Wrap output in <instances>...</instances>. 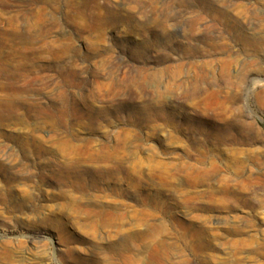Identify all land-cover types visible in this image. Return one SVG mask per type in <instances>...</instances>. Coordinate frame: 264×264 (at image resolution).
<instances>
[{
    "label": "rangeland",
    "instance_id": "374dc122",
    "mask_svg": "<svg viewBox=\"0 0 264 264\" xmlns=\"http://www.w3.org/2000/svg\"><path fill=\"white\" fill-rule=\"evenodd\" d=\"M1 60L27 92L11 103L26 121L0 125V155L18 150L10 136L52 155L31 157L45 169L15 164L14 179L0 168V264H121L117 248L148 238L169 244L149 264H264V0H0ZM62 75L68 122L39 125L61 107ZM104 145L122 169L90 159ZM73 160L80 178L56 182ZM180 161L208 173L186 185ZM70 198L128 205L121 229L147 236L94 229L62 210Z\"/></svg>",
    "mask_w": 264,
    "mask_h": 264
},
{
    "label": "bare ground",
    "instance_id": "6f19581e",
    "mask_svg": "<svg viewBox=\"0 0 264 264\" xmlns=\"http://www.w3.org/2000/svg\"><path fill=\"white\" fill-rule=\"evenodd\" d=\"M0 62H2V60ZM5 71L6 70H4L3 68H0V79L8 80V82L7 81L4 82L5 80L4 81L3 80L0 81V89H1V92L3 93L2 95H0V125H4V123L10 122V121H16V122H19V123H23L24 119L22 118L21 115H19V113H17L15 111V109L13 108L11 103L19 101L18 100V96H19L18 94L19 93L25 92V94H26L27 91L25 90V88H23L22 90L18 89V87L15 86V83H17V81L20 80V79L23 82L27 81V79H26L27 76L25 74L21 73V72L13 74V73H8L7 71L5 72ZM15 72H17V71H15ZM68 84H69V80L67 79V76L66 75H62V78H61V85L62 86H59L60 90L57 92L56 97H55V101L60 103L61 107L60 108H56L53 111H47L46 110V112L42 111L41 113L40 112L37 113L35 115L37 124H39V125L40 124H45V125L48 124V125H53V126H56V125L57 126L58 125L66 126V123L68 122L69 114L71 113V112H68V109L66 108V105L69 102V100H68L69 95L66 93L67 90H65V87L68 86ZM84 98L85 97H81V100L84 101ZM90 114L91 113L88 114L86 112L85 115H87V118H91ZM24 121H26V120H24ZM146 121L148 122V119ZM7 140H11L12 142L14 141L15 145L18 147V150L17 151H10V152H6L5 151V152H3L2 155H0V156L4 157V159H2L3 161H0V168L2 170H4L7 174H9L8 176H5V177H8L9 179H14V178H16V176L18 174L21 173L20 170H22V168L20 170H18L19 172H16V171L12 172L11 171L13 169V167L15 166V164H16V166H21V167L24 166L23 168L25 169V171H30V172H31L32 169H36V170L45 169L47 166L50 165L51 161L49 162V161H45V160H40L38 162H35L34 159H31L32 156L36 157L38 159H41L42 156H44L46 154H51L52 155V150L47 148V147H45L41 143L42 141L36 140V141L31 142L32 140L31 141L28 140V139L23 140L20 137H13V136L12 137L11 136L7 137ZM32 144L35 145V149L34 150H32L33 148L31 149V145ZM56 148H58V146ZM107 148L108 147L104 145L103 149H102L103 151H101V153H97V154L93 153V154H91L90 159H92V160H94V159H101L102 160L103 159L105 162H114L115 164H117L116 165L117 169H122L120 167V165H119L120 162L118 163V161L116 159H114L115 157L111 153L108 152ZM59 152L60 151H58V153ZM58 153H56V154H58ZM94 154H96L97 156L94 155ZM5 160H6V162H5ZM197 161L201 162L200 160H197ZM181 162L182 161H180V163ZM74 163H76V161L73 160L71 164L70 163H68V164H62L61 163L62 165H57L56 164L57 165L56 166L57 167L56 170H58L59 172L61 170H64L67 173H66V175H62V173L61 174H53L52 175L53 179H55V181L58 182V183L65 182V181H67V180H69L71 178L78 180L80 177H78L76 174L72 175L73 171H74L73 169L76 168ZM106 170H108V168L100 167L98 169V172L105 173ZM178 170L183 172V177L182 178L184 179V182L186 183V185H187L188 182H190V184H192V185H195L200 180V178H202L203 176H205L208 173V170H206V168H197L195 164L192 165V164H190V162L188 163V162H185V161H183L180 164V166L178 167ZM108 172H110V171H108ZM40 178L44 179V177H40ZM204 182H206V181H204ZM74 187H76V186H74ZM62 194H63L62 196L66 197L64 192ZM83 202H81L80 200H77V199H71L70 198L66 203L64 202V204H62V208H63L62 210H67L68 212L67 211L66 212L69 213L70 215L71 214H76V215H81L82 214L85 217V219L89 222L87 224H89L94 229L95 228H105V229H107V228H113V227L116 228L118 232H121V234H123L124 239L126 240L125 243H128V241H131L134 244V240H138V238L141 241H144L143 238H145L144 237L145 234L143 235L142 232L137 231V232L134 233L133 231H131L132 230L131 228L130 229H121L122 221L125 218L130 217V213H131L130 210L131 209L129 210V208H131V207H129L128 205H125L124 208H121V206H119V204L118 203L116 204L115 202H113V203H97V204L88 203L89 205H84ZM152 205H154V204H151V206ZM146 207H148V206H146ZM167 207L163 206L162 208L167 209ZM149 208H151V207H149ZM149 210H151V209H149ZM157 210H159V209H157ZM161 211H162V209H161ZM149 213H150V211H149ZM151 225H149V226L147 225L148 228H146V229H149V228L153 229L155 227H156V229H158L157 226L154 223H153L152 226ZM163 226H164V224L162 225V229L163 228L165 229V227H167V226H165V227H163ZM181 226H182V229L184 230L182 232L183 234H181V235L183 236L182 238H185V237H187L186 236L187 233L190 230H192V228H191V226L189 227L188 225L184 226V225L181 224ZM159 228H160V226H159ZM151 229L149 230V231H151L150 233H152ZM156 229H155V233H156ZM204 233H205V231L203 233H201L199 231L193 230V232L191 234L189 233V235H192V237L195 236V239H196V236H199V237L203 236ZM167 234H168V232H167ZM150 235H153V233L150 234ZM155 235H157V234H155ZM159 235H160V233H159ZM161 235L164 236L162 234V231H161ZM165 235H166V233H165ZM145 236H147V235H145ZM157 236H153V237L156 238ZM159 237L160 236H158V238ZM148 239L150 241L148 240L149 242H145V245L143 244L144 245L143 246V250L139 249L138 244L137 245L136 244H134V245L132 244L134 246V248L138 247L137 249H135L136 252L135 253L133 252L132 254L131 253L128 254L127 251H129L128 250L129 248H127L126 245H125V247H126L125 250H123L124 247L119 249V250H117L118 249L117 248L116 251L114 250L115 251L114 253L116 254V257L119 260V262H121V264H140V262L142 261V258L139 257L140 253H142V254L146 253L145 257L147 256L146 257L147 258V261H146L147 264H149V262H152L153 260H158L159 261L162 258L160 256L162 254H164V253H167L169 244L167 245L163 238H162V240L160 239V241H155V240H157V238L153 239V240L150 239V238H148ZM183 241L185 242V240H183ZM141 244H140V246H141ZM128 245H129V243H128ZM185 245L187 246L188 242ZM132 250H134V249H132Z\"/></svg>",
    "mask_w": 264,
    "mask_h": 264
},
{
    "label": "trees",
    "instance_id": "16d2710c",
    "mask_svg": "<svg viewBox=\"0 0 264 264\" xmlns=\"http://www.w3.org/2000/svg\"><path fill=\"white\" fill-rule=\"evenodd\" d=\"M262 127L264 128V121L261 123Z\"/></svg>",
    "mask_w": 264,
    "mask_h": 264
}]
</instances>
